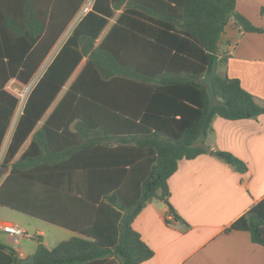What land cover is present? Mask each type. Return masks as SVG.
<instances>
[{
  "label": "trees",
  "instance_id": "trees-1",
  "mask_svg": "<svg viewBox=\"0 0 264 264\" xmlns=\"http://www.w3.org/2000/svg\"><path fill=\"white\" fill-rule=\"evenodd\" d=\"M85 1L0 0V149L19 101L7 82L29 83ZM229 20L243 31L264 30L236 9L235 0H92L29 89L0 160V206L75 234L52 247L37 235L36 249L26 256L0 241V264H138L153 250L131 226L134 216L125 218L152 199L186 224L169 201L167 180L178 160L208 151L194 143L208 133L213 116L264 113V101L219 71L226 57L218 43ZM214 61L208 111L207 87L199 79ZM73 120L79 121L75 131ZM87 129L115 135L116 145L76 133L83 130L85 137ZM214 154L239 171L247 168L231 152ZM231 229L247 230L264 245V198Z\"/></svg>",
  "mask_w": 264,
  "mask_h": 264
},
{
  "label": "crops",
  "instance_id": "crops-1",
  "mask_svg": "<svg viewBox=\"0 0 264 264\" xmlns=\"http://www.w3.org/2000/svg\"><path fill=\"white\" fill-rule=\"evenodd\" d=\"M262 6L264 0H235L240 13L254 25L264 28V14L260 12ZM111 19L97 41L114 21ZM218 44V52L226 57L219 71L237 78L245 90L258 102H263L264 30L243 31L229 20ZM85 61L86 56L75 67L34 130L46 119ZM18 115L12 118L6 131L2 142L4 150ZM78 122L73 120L70 124L72 131ZM34 130L24 140L13 161L28 146ZM76 133L83 140L95 139L104 147L116 145L115 135L109 132L87 129L85 137L83 130ZM194 145L207 147L208 151L191 159H179L176 170L167 180L169 201L186 224L175 219L163 202L158 200V203L155 199L145 202L134 214L131 226L153 250V255L138 264H264V245L253 242L247 230H228L237 218L264 198V113L236 120L215 115L208 133ZM215 150L236 155L246 163V170H237L216 156ZM65 229L66 238L75 234ZM0 232L6 235L7 240H13L11 235ZM36 233L43 235L42 230ZM18 250L23 256L28 255Z\"/></svg>",
  "mask_w": 264,
  "mask_h": 264
},
{
  "label": "rangeland",
  "instance_id": "rangeland-1",
  "mask_svg": "<svg viewBox=\"0 0 264 264\" xmlns=\"http://www.w3.org/2000/svg\"><path fill=\"white\" fill-rule=\"evenodd\" d=\"M88 1V0H87ZM92 1V0H91ZM81 15H76L71 22L68 24L65 31L62 33V35L59 37L56 44L51 49L49 55L46 57V59L42 62L41 66L37 70V72L34 74V76L30 79L29 83L27 84H21L18 81L11 79L7 82L6 87L7 89L18 96V93L23 92L24 93V99L31 88V86L34 84V82L37 80V78L40 76L42 70L45 68L47 63L50 61L54 53L57 51L61 43L65 40L68 33L71 31L72 27L78 20V18ZM113 19H111L112 21ZM104 32V31H103ZM9 83V84H8ZM10 85V87H9ZM28 86V88H26ZM19 111L16 109L13 115V119L18 115ZM4 152V146L2 145L0 149V160L2 158ZM0 221H7L14 223L18 225L19 227L23 228L27 233L33 235L32 237H18L13 238V240H7L6 235L0 232V241L4 244H7L8 246H11L16 249L22 250L24 253L30 255L34 252L36 249L38 238L34 235L37 230H42L43 235L41 236L43 243L48 247L54 246L57 242L60 240L66 239V229L62 228L60 226H57L55 224H51L49 222H46L44 220L31 217L29 215H26L24 213L18 212L16 210L10 209L5 206H0ZM17 239V240H16Z\"/></svg>",
  "mask_w": 264,
  "mask_h": 264
},
{
  "label": "built area",
  "instance_id": "built-area-1",
  "mask_svg": "<svg viewBox=\"0 0 264 264\" xmlns=\"http://www.w3.org/2000/svg\"><path fill=\"white\" fill-rule=\"evenodd\" d=\"M91 0H86L80 7L79 11H78V15H82L83 13H85L87 10L90 9L91 7ZM10 87V85H9ZM28 88V86L26 87ZM17 96V93L15 94ZM18 106L17 109L18 111H20L22 109L23 103H24V93L20 92L18 93ZM0 230L3 232H6L7 234L11 235L14 238H18V237H32L33 235L27 233L23 228L19 227L18 225L11 223V222H7V221H0ZM35 236H37L38 234L35 233ZM17 240V239H16Z\"/></svg>",
  "mask_w": 264,
  "mask_h": 264
},
{
  "label": "water",
  "instance_id": "water-1",
  "mask_svg": "<svg viewBox=\"0 0 264 264\" xmlns=\"http://www.w3.org/2000/svg\"><path fill=\"white\" fill-rule=\"evenodd\" d=\"M216 69H217V61H214L212 67H211V70L202 78L199 79V81L201 83H204L206 84V87H207V92H208V95H209V105H208V111H210L213 103H214V89H213V84H212V80H211V77L212 75L216 72ZM156 202H158L157 199H155ZM159 203V202H158ZM141 206H138L136 208H134L125 218V223L128 222V220L134 216L135 213H137L139 210H140ZM32 261V258H29V259H24L22 260V263H27V262H31Z\"/></svg>",
  "mask_w": 264,
  "mask_h": 264
}]
</instances>
